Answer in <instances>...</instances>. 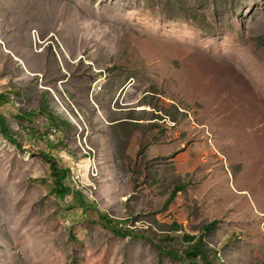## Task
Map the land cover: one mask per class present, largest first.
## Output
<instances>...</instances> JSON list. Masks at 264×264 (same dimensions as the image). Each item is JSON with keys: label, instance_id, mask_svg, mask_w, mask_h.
Masks as SVG:
<instances>
[{"label": "rangeland", "instance_id": "1", "mask_svg": "<svg viewBox=\"0 0 264 264\" xmlns=\"http://www.w3.org/2000/svg\"><path fill=\"white\" fill-rule=\"evenodd\" d=\"M0 264H264V0H0Z\"/></svg>", "mask_w": 264, "mask_h": 264}, {"label": "trees", "instance_id": "2", "mask_svg": "<svg viewBox=\"0 0 264 264\" xmlns=\"http://www.w3.org/2000/svg\"><path fill=\"white\" fill-rule=\"evenodd\" d=\"M1 132H2L5 140H7L10 143H14V140L9 136V134H8V132L4 126L1 127ZM142 149H143V147L139 150V152L142 151ZM61 178H63V176H61ZM54 191L56 192V194H59V196L62 199H65L66 197L71 195L70 189L62 188V184H58L57 187H55ZM106 221H109V220H106ZM125 236H129V235H125ZM142 238L147 239L146 236H142Z\"/></svg>", "mask_w": 264, "mask_h": 264}]
</instances>
